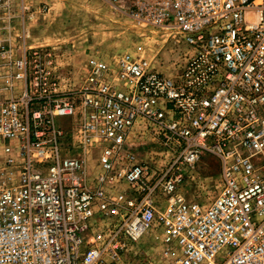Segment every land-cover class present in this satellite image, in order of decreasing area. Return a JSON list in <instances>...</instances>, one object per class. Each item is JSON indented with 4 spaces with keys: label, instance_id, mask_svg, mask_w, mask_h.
I'll use <instances>...</instances> for the list:
<instances>
[{
    "label": "built area",
    "instance_id": "built-area-1",
    "mask_svg": "<svg viewBox=\"0 0 264 264\" xmlns=\"http://www.w3.org/2000/svg\"><path fill=\"white\" fill-rule=\"evenodd\" d=\"M27 17L0 0V264H264V0L137 2L130 19L186 46L180 72L138 47L88 62L76 88L53 49L29 46ZM138 123L176 158L138 161ZM204 154L218 194L180 198Z\"/></svg>",
    "mask_w": 264,
    "mask_h": 264
},
{
    "label": "rangeland",
    "instance_id": "rangeland-1",
    "mask_svg": "<svg viewBox=\"0 0 264 264\" xmlns=\"http://www.w3.org/2000/svg\"><path fill=\"white\" fill-rule=\"evenodd\" d=\"M141 1L148 0H24L29 16L25 21L28 44L53 49L61 73L75 88L82 82L88 62L96 58L109 60L127 51L134 53L138 47L139 54L153 60L159 71L176 75L186 46L178 37L130 19L128 11ZM56 125L68 128L71 120L59 117ZM128 142L137 160L151 168L165 167L177 156L173 143L145 123L135 126ZM88 166L91 177L100 171L94 153ZM183 171L191 176L180 185V198L209 203L218 194L220 164L215 157L204 154L193 169ZM161 199L165 205L166 199ZM155 234L151 232L144 239V243L153 246V257L157 251V244L152 241Z\"/></svg>",
    "mask_w": 264,
    "mask_h": 264
},
{
    "label": "crops",
    "instance_id": "crops-1",
    "mask_svg": "<svg viewBox=\"0 0 264 264\" xmlns=\"http://www.w3.org/2000/svg\"><path fill=\"white\" fill-rule=\"evenodd\" d=\"M24 5H25V3H24Z\"/></svg>",
    "mask_w": 264,
    "mask_h": 264
}]
</instances>
